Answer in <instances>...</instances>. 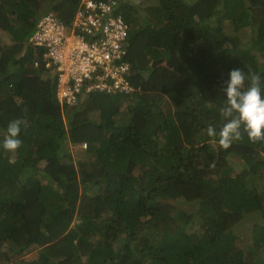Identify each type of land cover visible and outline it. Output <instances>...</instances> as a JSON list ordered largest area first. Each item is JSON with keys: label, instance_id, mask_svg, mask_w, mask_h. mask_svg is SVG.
Wrapping results in <instances>:
<instances>
[{"label": "trees", "instance_id": "16d2710c", "mask_svg": "<svg viewBox=\"0 0 264 264\" xmlns=\"http://www.w3.org/2000/svg\"><path fill=\"white\" fill-rule=\"evenodd\" d=\"M78 2L0 0V264H264V142L206 135L232 69L264 95V0H121L133 91L69 107L29 38Z\"/></svg>", "mask_w": 264, "mask_h": 264}, {"label": "built area", "instance_id": "2783aa9c", "mask_svg": "<svg viewBox=\"0 0 264 264\" xmlns=\"http://www.w3.org/2000/svg\"><path fill=\"white\" fill-rule=\"evenodd\" d=\"M121 0H79L69 23L42 16L29 38L56 77V100L75 106L91 93L130 94ZM37 65V63L35 64ZM85 148V145L82 146Z\"/></svg>", "mask_w": 264, "mask_h": 264}, {"label": "clouds", "instance_id": "9594fccd", "mask_svg": "<svg viewBox=\"0 0 264 264\" xmlns=\"http://www.w3.org/2000/svg\"><path fill=\"white\" fill-rule=\"evenodd\" d=\"M52 15L56 16L55 14ZM56 17L58 18V16ZM128 63L130 64L129 61ZM129 76L130 72L128 80ZM221 90L224 93L225 101L224 105L219 109V114L225 122L219 132H217L215 127L209 125L206 129L207 137H218V145L224 150H227L233 142L243 139L241 130L246 134L250 143L264 142V95H262L261 75L251 69L245 73L241 68H234L228 73V80L225 81ZM22 125H25V121L22 119H15L8 124L2 145H0L6 152L13 153L22 147V140L19 138ZM82 146L79 148L81 150L85 149Z\"/></svg>", "mask_w": 264, "mask_h": 264}, {"label": "rangeland", "instance_id": "374dc122", "mask_svg": "<svg viewBox=\"0 0 264 264\" xmlns=\"http://www.w3.org/2000/svg\"><path fill=\"white\" fill-rule=\"evenodd\" d=\"M131 1H135V0H131ZM6 36L2 35L0 33V41L2 42H6L7 38H5ZM70 150H71V153L73 155L74 158H77V154L82 151L79 147H70ZM234 173H237L238 172V168L234 166ZM238 233L244 235L246 233V227L243 225V226H240L237 230ZM34 255H29L27 256L28 259H31ZM26 260V259H25Z\"/></svg>", "mask_w": 264, "mask_h": 264}]
</instances>
